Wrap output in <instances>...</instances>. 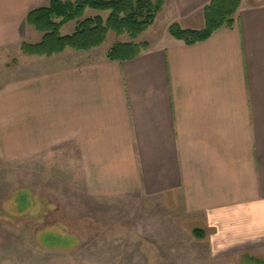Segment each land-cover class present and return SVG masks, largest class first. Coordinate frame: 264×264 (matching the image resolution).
<instances>
[{
  "label": "crops",
  "instance_id": "0c3cea01",
  "mask_svg": "<svg viewBox=\"0 0 264 264\" xmlns=\"http://www.w3.org/2000/svg\"><path fill=\"white\" fill-rule=\"evenodd\" d=\"M50 1L0 0L3 65L15 57L72 60L17 78L15 69L11 76L0 71L8 151L22 147L31 160L70 145L89 196L175 200L174 210L199 226L191 238L211 257L264 264V0H239L231 28L192 45L168 28L203 29L202 10L211 0H163L154 23L165 36H140L135 41L148 49L130 61H109L97 48L22 54L26 36L34 38L28 43L41 38L26 24L28 12Z\"/></svg>",
  "mask_w": 264,
  "mask_h": 264
},
{
  "label": "rangeland",
  "instance_id": "374dc122",
  "mask_svg": "<svg viewBox=\"0 0 264 264\" xmlns=\"http://www.w3.org/2000/svg\"><path fill=\"white\" fill-rule=\"evenodd\" d=\"M86 10L82 19L98 12L105 20L109 14ZM154 24L140 40L165 36L160 22ZM75 27L76 21L70 22L62 35ZM33 39L29 35L24 41ZM128 39L109 33L96 54ZM69 56L62 57L61 64L15 57L5 65L0 62V71L11 76L15 69L13 78L49 72L65 67L72 61L66 60ZM5 131L0 125V264H45L61 258L71 264H233L231 259L211 257L206 245L191 238V228L199 226H189L183 213L174 210L177 201L169 205L152 197L89 196L72 146L24 160L22 147L20 153L8 151Z\"/></svg>",
  "mask_w": 264,
  "mask_h": 264
},
{
  "label": "trees",
  "instance_id": "16d2710c",
  "mask_svg": "<svg viewBox=\"0 0 264 264\" xmlns=\"http://www.w3.org/2000/svg\"><path fill=\"white\" fill-rule=\"evenodd\" d=\"M162 5L163 0H51L47 7L28 12L26 24L41 34V38L35 44L23 42L20 49L25 55L38 57H52L67 49L89 52L99 48L108 34L113 33L117 37L127 35L130 42L114 43L106 52V59L130 61L148 49L147 43L135 40L153 25ZM239 6V0H211L202 10L203 29H181L171 25L168 34L188 45L204 42L221 28L233 26ZM86 9L109 14L105 20L100 15L82 19ZM73 21H76L73 33L62 35L61 28ZM201 231L195 229L192 234L200 239Z\"/></svg>",
  "mask_w": 264,
  "mask_h": 264
}]
</instances>
